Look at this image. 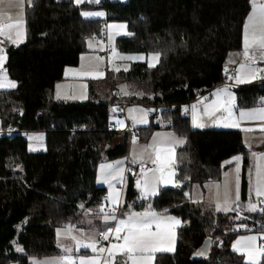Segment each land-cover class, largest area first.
<instances>
[{"label": "trees", "instance_id": "16d2710c", "mask_svg": "<svg viewBox=\"0 0 264 264\" xmlns=\"http://www.w3.org/2000/svg\"><path fill=\"white\" fill-rule=\"evenodd\" d=\"M100 6L106 12L104 20L84 18L71 0H25L26 39L5 46L4 68L16 87L0 89L1 128L43 131L46 149L30 151L19 133L0 138V264H30L28 256L60 254L55 228L75 224L83 211L96 214L101 209L106 189L95 182L97 165L126 155L130 139L123 133L109 146L118 134L109 130L115 123L111 115L118 82L127 85L128 105L139 103L146 110L162 103L174 105L158 114L164 126L135 128L140 141L159 128L184 138L175 163L183 183L136 204L140 209L150 203L154 210L174 213L184 222L175 251L157 253L154 264H245L230 249L240 232L237 214L205 210L186 191L218 179L222 163L237 153L244 172L250 147L237 129L192 130L181 111L195 94L223 81L229 55L241 49L250 0H115ZM109 20L127 24L128 34L116 39L119 50L154 52L159 62L153 67L133 62L126 71L89 80L85 100L56 99L54 85L65 67L77 65L87 40ZM234 92L237 109L264 105V80L240 85ZM127 178L124 203L135 202L133 177ZM122 209L123 205L119 215ZM206 238H211L208 252L198 255Z\"/></svg>", "mask_w": 264, "mask_h": 264}, {"label": "rangeland", "instance_id": "374dc122", "mask_svg": "<svg viewBox=\"0 0 264 264\" xmlns=\"http://www.w3.org/2000/svg\"><path fill=\"white\" fill-rule=\"evenodd\" d=\"M124 1V0H120ZM3 2V6H2ZM73 4L80 8V14L84 18H97L104 20L106 17V13L103 7L100 6L102 0H95V5H90V0H84V2L76 3L75 0H72ZM251 9L245 19L243 26V37H242V46L241 50L238 52H233L229 55V61L233 60V63L237 66V78L235 80L234 86H229L227 84H221L218 87L213 88L209 91L208 95L211 98L214 96L218 90L226 89V91H219L223 94L224 97L227 94H233L235 96L234 88L251 84L258 80V72L260 69L264 68V49H261L258 44L254 45L252 43L253 36L260 37L264 35V15L257 10L255 12L254 19L249 22L248 17L253 14L254 7L259 8V6L264 5V0H250ZM12 9V10H11ZM6 12V13H3ZM84 13H89L90 15H84ZM97 13H102L103 15H97ZM110 21V20H109ZM107 22V21H105ZM111 22H115L112 20ZM108 23V22H107ZM116 23L125 26L121 33H111L107 36L108 44H110L113 49L108 52L106 55L104 53L105 46L103 43H96L92 39H88L86 42V46L96 51L95 57L92 60H88L90 69H94L99 71V68L107 74H114L119 71H126L130 68L131 63L133 62H145L148 67L149 65H156L159 62L157 54L154 52H150L145 54L143 52H125L121 51L116 46V39L118 35H126L128 34V29L126 27V23L121 20H117ZM0 24L4 25L0 34L8 29L9 32H12L9 35L10 38H17L15 41L16 44L19 45L23 43L26 39L25 34V1L23 0H0ZM125 24V25H124ZM248 25L247 34L249 38V46L247 48L248 55L245 56L243 53L245 52V25ZM11 25V27H8ZM118 29H116V32ZM5 46L6 44H0V83H8L16 81L11 79L4 68V63L6 59L5 54ZM131 57V59H129ZM96 67V68H95ZM153 67V66H152ZM116 69H120L116 71ZM126 69V70H125ZM6 73V76L4 75ZM105 80V79H104ZM80 81H73L71 86L74 88L75 93L74 97L68 96V89L70 85L63 86V95L62 99L65 100H85L88 98V87L84 83H79ZM15 88V87H14ZM98 88L101 90H105V88H101V85ZM0 89H13V87H5ZM114 90H119L123 93L124 96H128V88L127 85L123 82H118L115 85ZM231 92V93H230ZM127 93V94H126ZM207 99V97H206ZM215 99V98H213ZM209 100H201L199 103L192 102L189 106L184 105V108H187L189 112V119L195 118V122L197 124H203V127H197L193 124H190L192 129H209V128H218V129H243L241 130L243 136L242 138L246 141L247 145H250L249 149V163L244 172H242V155L237 153L232 155L229 159L223 162L221 167L219 178L216 180H212L209 182H205L204 188L206 189V196H203L202 185H195L190 190H187L186 193L189 196V199L193 201L195 199L197 201H202L205 203L199 204L201 207H205L208 210H219L224 213H228L229 211L235 212L239 218H245V215L248 214L249 217L259 212L258 209L259 203L264 201V195H258V191H264V149L258 150V143H261L263 140H259L258 137H254V132L258 131L262 132L261 135H264V122L262 120V116L264 115V108H256V109H243L239 108V112L236 113V107L234 105L233 112L229 109L231 107L227 106L224 101L214 103L212 105L209 104ZM235 103V100H233ZM244 108V107H243ZM241 113L245 115L241 117ZM127 118L133 123V128H141L147 127L151 124H155L158 122L159 117H155L152 121L147 114L146 108L139 103H129L126 109ZM112 122H115L120 130L123 131L124 121L122 118L111 119ZM211 120V121H209ZM160 122V121H159ZM216 125V126H214ZM236 125V126H233ZM226 127V128H225ZM0 130L1 128L0 124ZM25 132H27L25 130ZM119 137L123 134V132H118ZM27 136V148L30 151L39 152L44 151L46 149L45 144V135L44 132L36 130L29 131L26 133ZM114 139V137H113ZM112 139V140H113ZM121 139V137H120ZM120 139L118 141H120ZM111 140V141H112ZM182 141L180 138L176 137L173 133L169 131H165L162 129H152L148 136L145 139L140 141L139 135L132 136L131 139H128V151L126 155L110 159L104 160L98 163L96 168L95 182L99 186H105L108 189L110 185L124 187L127 177H124V172L128 166L135 167L138 165V170L135 171L133 177V187L138 191L139 199H148L152 198L158 194L159 189L162 187H177L183 183L177 177L176 171V147ZM110 142L111 143H114ZM239 158L238 160L236 158ZM135 161V162H133ZM155 161V163H154ZM118 162H123L118 163ZM151 165L150 169H140V166L143 165ZM108 165H112L113 167L109 168ZM238 170V171H237ZM237 180H238V193L239 198L237 199ZM206 205V206H205ZM255 208V211L252 208ZM110 208L112 213H108L105 210ZM224 208H228V211H224ZM119 207L109 204V202L101 208V217L104 220V217L114 215L116 217L115 220H108V223H111L107 228H97L96 226L90 227H82L80 229H76L75 226L63 225L55 228V240L56 245L60 249V254L48 255V256H28V261L30 264H81L84 262H92V264H99V258L102 264H115V258L117 255L121 254L122 249L119 247L113 248L117 244L114 241L108 242L104 249L106 251L101 252L97 249L96 245V236L98 234H105V232L111 229V233L113 238H117L123 230L126 231V226H121L119 221L124 220L126 223L130 216L136 214L137 218L146 219L148 221L147 229L152 227V222L154 221L153 217L149 215L148 217H144V213H151L149 211L143 212H133V213H124L123 215H119ZM97 217V215H94ZM261 216V215H259ZM252 218V217H251ZM180 219H176V229L180 227L179 221ZM105 221V220H104ZM257 225L263 227V223L257 221ZM119 227L121 231L117 233L115 229ZM59 230V234H58ZM99 231L95 235V233ZM151 232V231H150ZM155 234H162L161 232H152ZM95 235V236H94ZM109 235V236H110ZM95 237V238H94ZM249 237H256L255 241H251ZM264 238V231L251 228L249 232L242 233L236 237L234 240L232 247L237 250L241 247H249L250 252L253 253V260L260 261L262 258V254L260 251L259 241L258 239ZM108 240V239H107ZM105 240V241H107ZM155 240V249H158V240L157 235L154 237ZM176 240H177V230L176 237L174 239V243L169 249L171 251L165 250L167 253H172L176 249ZM94 244L96 250L94 251L91 247H83V245ZM73 247L75 251H73ZM67 249V251H66ZM16 251H21L20 247L16 246ZM161 250H154L151 252L144 253H134L133 258L139 262V264H154L155 255ZM238 251V250H237ZM239 252V251H238ZM111 253V255H110ZM96 258V261L94 260ZM98 259V261H97ZM130 259L127 258L125 263L128 264L127 261ZM132 261V260H131ZM262 261V260H261ZM133 262V261H132ZM10 264H14L11 262Z\"/></svg>", "mask_w": 264, "mask_h": 264}, {"label": "crops", "instance_id": "0c3cea01", "mask_svg": "<svg viewBox=\"0 0 264 264\" xmlns=\"http://www.w3.org/2000/svg\"><path fill=\"white\" fill-rule=\"evenodd\" d=\"M23 1H25V0H23ZM3 5L4 4L2 2V6ZM3 13H6V12H3ZM111 21L112 20L107 21L108 23L107 22H103L102 23V28H104L106 30L107 36L109 35V32L125 34V33H121V31L124 30L123 28L125 26H122L121 24L116 23L117 20H115V22H111ZM126 27H127V24H126ZM116 29H118L117 32H116ZM1 30L2 29H0V31ZM11 34H12V32H9L8 29L6 31H4L2 34H0V44H6V45L7 44H10V45L16 44L15 41H13V40H15L17 38H10L9 35H11ZM119 36H122V35H118V37ZM90 39L94 40L92 38V36H91ZM94 41L96 43H98V42L103 43L100 40H94ZM107 43H108V41H107ZM103 44H104V46L106 45L105 43H103ZM111 50H109L108 52H110ZM108 52H106V46H105L104 53L107 55ZM94 53H96V51H93L92 49H90L89 47L86 46V50L79 55V60H78L77 65L65 67V69L63 70V78L61 80H59L58 82H56L55 85H54L53 95H54V97L56 99H62V96H64L63 95V90H62L64 85H70L69 89H68V96L74 97L75 96L74 95L75 90L71 86V83H73V81H75V80L80 81L81 83H84L85 85H87V82L89 80H103V78L105 77V73L100 68H99V71L94 70V69H90V68H93V67H90V65L88 63L89 62L88 60H92L95 57L96 54H94ZM230 64H235V63H233V60H230L229 61V65ZM236 68H237V66H236ZM237 75H238V73H237ZM218 86H220V85H218ZM218 86H215V87H218ZM209 97L210 98L207 99V100L210 101L209 102V104L211 103L210 105H212L214 103H217V102L224 101L227 106L231 107V109H229V110L231 112H233V107L235 105V103H233V100H235V96L233 94H227V96L224 97L221 92H216L212 98H211L210 95H209ZM213 98H215V99H213ZM74 100H77V99H74ZM190 103H192V102H190ZM195 103H199V102H195ZM189 104H187V106H189ZM256 108H264V105H258V106H253V107H244V108H242L240 110H243V109H256ZM182 111L187 112V114L185 116L188 119V125L190 127V124H193L195 118H192V119L188 118L189 114L191 112H189V110L187 108H184V105H183ZM182 111H181V113H182ZM238 112H239V109L236 108V113H238ZM181 115H184V114L182 113ZM261 118H262V120L264 122V115ZM117 119H119V118H117ZM156 120H158L157 123L160 124V126H164L166 124V122L163 120L162 117H160V118H158ZM209 121H211V120H209ZM214 126H216V125H214ZM159 129H162V130H165V131H169V132L173 133L176 137L180 138L183 141V143H181L180 145H178L176 147V150H177V148L179 146L184 144V138L182 136H179L173 130H167V129H164V128H159ZM209 129H218V128H209ZM221 129H223V128H221ZM228 129H231V128H228ZM192 130H194V129H192ZM237 130H239V129L237 128ZM241 130H243V129H241ZM255 130H257V131L254 132V137L255 138L258 137V142H261L259 140H264V135H261L262 132L258 131V129H255ZM31 131H36V130H31ZM27 132H29V131H27ZM116 135H119V134H116ZM242 136H243V134H242ZM25 137H26V140H27L26 134H25ZM119 139H120V136L119 137L115 136L114 139L111 141V142H113V141H115V142L111 143L109 146H113L114 144H116ZM243 142L246 144V141L244 139H243ZM258 144L260 145L261 143H258ZM259 145L257 146V148L259 147ZM249 147H250V145H249ZM260 150H262V149H260ZM222 165H223V163H222ZM222 165H221V167H222ZM151 167H154V165L153 166L150 165V168ZM124 177H125V172H124ZM209 181H212V180H209ZM209 181H205V182H209ZM203 184H201L202 185L201 186L202 187V191L204 192L203 196H206V189L204 188ZM101 187H105V186L102 185ZM162 188H166V187H162ZM162 188H160L159 191ZM105 189H106V194H105V198H104V203H102L101 208L109 202V204L114 205V206H119L120 207L121 205H123V209H122L123 211H122L121 215H123L124 213H133L135 211L136 212L149 211L151 213H154L155 214V219L152 222V225H151L152 227L149 228V231H151V232H161L162 233V234H158V233L156 234L157 235L158 244H159L158 245L159 247H158L157 250L163 249L160 252L164 253L166 249H169L172 246V244L174 243V239L176 237V230H177V235H178L179 229L184 226V222L181 221L180 216H178V215H176L174 213L156 211L150 206V203H146L145 206H143L140 209H137L136 208V204L140 200L148 201V200L151 199V198H148V199L141 198V199H139L137 189H135V191H136L135 197L132 198V199L135 200V202L129 201L128 203H124V189H125V185H124L123 188H121L120 186H116V185H110V186H108V189L106 187H105ZM195 201L196 200L193 199V202H195ZM197 203L201 204V203H205V202L197 201ZM124 206H125V208H124ZM202 208L206 210L205 207H202ZM217 211H219V210H217ZM229 212H232V211H229ZM94 215H97V217L94 216ZM101 215H102L101 214V209L96 214H93V213H91L89 211H83V212H81V215H80L78 221L75 224H71V227L75 226L76 229H80L82 227H85V226L90 227L92 225L93 227L96 226L97 228L101 227V228L105 229L108 226H110L111 223H108V222H105L104 220H102ZM259 215H261V216H259ZM251 217H249L248 214H246L245 218H239V216L237 215L236 219L239 220V221H238V224H237L236 228H237V230L239 229L240 232L237 233L233 237V239L231 240L230 249L233 250L234 252H236L237 254L241 255L245 264H259L261 262V260H264V255H262V258L260 259V261L259 260L258 261H255V260H251L250 261L248 259V253L250 252V248L249 247H241L240 249L237 248L239 252L232 247V244H233L234 240L236 239V237L238 235H240L242 233L249 232L251 228H254L255 231H256V229H258L259 227H262V226L257 225V221L263 223V220H264L263 219L264 216H263V214H261L260 211L256 212V214L252 215ZM176 219H180L179 220V224H180L179 226L180 227H178V229H176V223H175ZM126 232H127V229H126V231L123 230V232H122L123 236L126 234ZM97 233H99V231H97L95 233V235ZM123 236H122V239H121L120 242H116L117 244H122ZM258 241H259V246H260V237H259ZM73 251H75L74 247H73ZM260 251H261V249H260ZM205 253H207V252H203V256H204ZM127 258H128L127 255L119 254L115 258V264H126L125 260ZM94 260L96 261L95 257H94ZM97 261H98V259H97ZM154 261H155V259H154ZM127 262H128V264H133V262L131 260H129ZM99 264H102L100 258H99Z\"/></svg>", "mask_w": 264, "mask_h": 264}, {"label": "snow or ice", "instance_id": "6c2138e0", "mask_svg": "<svg viewBox=\"0 0 264 264\" xmlns=\"http://www.w3.org/2000/svg\"><path fill=\"white\" fill-rule=\"evenodd\" d=\"M76 3H81L84 2V0H75ZM95 2V0H94ZM259 11L261 13V15H264V5L259 6V8H255L254 7V11L253 14L250 15L247 19L249 22H251L254 19L255 16V12ZM84 15H90L89 13H84ZM97 15H103L102 13H97ZM4 27V25L0 24V29H2ZM8 27H11V25H8ZM247 29H248V25H245V52L243 53V55L247 56L248 55V51L247 48L249 46V38H248V34H247ZM252 43L254 45H257L261 48L264 49V35H261L260 37H255L253 36L252 39ZM158 59V54L157 57H155ZM129 59H131V57H129ZM150 67L154 66V65H149ZM120 69H116V71H119ZM126 70V69H125ZM6 76V73L4 74ZM5 87H16L15 82H8L6 84L4 83H0V88H5ZM219 91H226V89H221L218 90ZM127 94V93H126ZM245 114L241 113V117H243ZM194 126L197 127H203V124H197L194 120ZM236 126V125H233ZM178 143H183V141H179ZM237 160L239 159L238 157L236 158ZM135 162V161H133ZM118 163H123V162H118ZM155 163V161H154ZM107 167L111 168L113 167L112 165H108ZM238 171V170H237ZM258 195H264V191H258L257 192ZM239 198V193H238V180H237V199ZM81 207H83V205H81ZM224 211H228V208H224ZM253 211H255V208H252ZM149 215H151L153 217V219H155V214L154 213H144L143 216L146 218ZM116 217L114 215L111 216H105L104 220L105 222H107L108 220H115ZM171 219V218H170ZM121 226H126L127 228V232L126 234L123 236V241L124 243L122 245H113V248H117L119 247L120 249H122L121 254L122 255H127L128 258L130 260L133 261V264H139V262L137 260H135L133 258V254L134 253H144V252H151L155 249L154 245H155V240L154 237L156 236L155 233H152L150 231H148L147 229V224L148 221L146 219H142V218H137L136 214H133L132 216L129 217L127 223L124 220L119 221ZM177 223H179V221H177ZM115 231L117 233H119L121 231V228L117 227L115 229ZM111 233V229L107 230L104 234V239L107 240L109 238V235ZM58 234H59V230H58ZM251 241H255L256 237H249L248 238ZM83 247H91L93 248V250H96V247L94 244L89 245V244H85L83 245ZM163 250V249H160ZM169 251H171L172 249H167ZM238 250V249H237ZM67 251V249H66ZM101 252L106 251V249L104 248H100ZM262 254H264V250H261ZM198 255H203V252H198ZM111 255V253H110ZM248 259L251 261L253 260V253L249 252L248 253ZM81 264H92V262H84L82 261Z\"/></svg>", "mask_w": 264, "mask_h": 264}, {"label": "built area", "instance_id": "2783aa9c", "mask_svg": "<svg viewBox=\"0 0 264 264\" xmlns=\"http://www.w3.org/2000/svg\"><path fill=\"white\" fill-rule=\"evenodd\" d=\"M103 2L107 3L108 1H115V0H102ZM92 38L94 40H100L101 42L105 43L106 45V52H108L109 50L113 49V47L107 43V33L106 30L104 28L101 27V30L99 31L98 34H94L92 35ZM237 77V68L235 64H230L227 68L224 69L223 71V81L219 84H227L229 86H234L235 84V80ZM264 80V68L260 69V71L258 72V80L257 81H263ZM209 91H204L201 93H197L193 96V98L188 101L187 104H189L190 102H200L201 100L205 99H209V95H208ZM115 95L117 98V104L116 107L112 113V118H122L124 121V128L123 131L120 130V127L116 124L113 123L110 127L109 130L111 131H115V132H123L124 134H127V136H129V138L131 139L132 136L137 135V130L135 128H133V123L127 118L126 116V109L128 107V103L127 101L124 99V95L121 91L119 90H115ZM207 97V99H206ZM185 104V105H187ZM174 107V105L172 104H166V103H162V104H158V105H153V106H148L147 108V114L148 116H151L153 114L154 117H158V114L160 113L161 110H172ZM182 113L184 115L187 114V112L182 111ZM15 133H19L21 135V138L24 140L25 134L26 132L24 130H16V129H11V128H7V129H3L0 130V138L4 135H8L11 136L12 134ZM148 169L150 168V165L147 164L145 166L141 165L140 169ZM138 170V165L135 167L132 166H128L125 170V177H132L135 173V171ZM119 207V206H118ZM261 214H263L264 216V201L259 203L258 206ZM108 213H112V210L110 208H107L105 210ZM119 211H120V207H119ZM118 211V212H119ZM264 219V217H263ZM264 231V222H263V227L261 228ZM260 229V231H261ZM123 233H120L119 236L117 238H113L112 234L109 236L108 240L105 241L104 239V235L103 234H98L96 236V245H97V249L100 250V248H104V246H106L108 244V242L114 241V242H120L122 239ZM260 249L264 250V238L260 239Z\"/></svg>", "mask_w": 264, "mask_h": 264}, {"label": "water", "instance_id": "95a60500", "mask_svg": "<svg viewBox=\"0 0 264 264\" xmlns=\"http://www.w3.org/2000/svg\"><path fill=\"white\" fill-rule=\"evenodd\" d=\"M91 2H92L93 4H95L94 0H90V3H91ZM245 147L248 148L249 145L245 144ZM210 243H211V238H206V239L204 240L202 246H201V250H202L203 252H208V249H209V245H210Z\"/></svg>", "mask_w": 264, "mask_h": 264}, {"label": "bare ground", "instance_id": "6f19581e", "mask_svg": "<svg viewBox=\"0 0 264 264\" xmlns=\"http://www.w3.org/2000/svg\"><path fill=\"white\" fill-rule=\"evenodd\" d=\"M25 131V130H24Z\"/></svg>", "mask_w": 264, "mask_h": 264}]
</instances>
